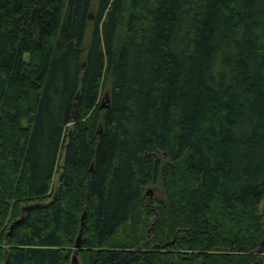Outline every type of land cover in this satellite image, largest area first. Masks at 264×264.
Instances as JSON below:
<instances>
[{
    "label": "trees",
    "instance_id": "16d2710c",
    "mask_svg": "<svg viewBox=\"0 0 264 264\" xmlns=\"http://www.w3.org/2000/svg\"><path fill=\"white\" fill-rule=\"evenodd\" d=\"M263 200L264 0H0V264H264Z\"/></svg>",
    "mask_w": 264,
    "mask_h": 264
},
{
    "label": "rangeland",
    "instance_id": "374dc122",
    "mask_svg": "<svg viewBox=\"0 0 264 264\" xmlns=\"http://www.w3.org/2000/svg\"><path fill=\"white\" fill-rule=\"evenodd\" d=\"M104 97L105 96H104V93H103L101 98H100L99 104L105 103L104 102L105 101ZM102 105H104V104H102ZM54 188H56V179H54V181H53V189ZM144 199H145V207H146V208H144L145 210L146 209L152 210V209H150L151 204L156 199L160 200V201H164V202L166 201V198L164 196V192H163V189H162V185L160 184V181H158L156 183V185L149 186V187L146 188ZM259 211H260V214H261V216L263 218V222H264V200L260 204ZM147 233H148V235H150V229L147 231Z\"/></svg>",
    "mask_w": 264,
    "mask_h": 264
},
{
    "label": "water",
    "instance_id": "95a60500",
    "mask_svg": "<svg viewBox=\"0 0 264 264\" xmlns=\"http://www.w3.org/2000/svg\"><path fill=\"white\" fill-rule=\"evenodd\" d=\"M89 20H93L92 16H89ZM105 103H106V101H105ZM105 103H104V104H105ZM102 108H104V105H102ZM72 119H73V120L75 119L74 115H73ZM28 210H29V208H25V209H24L25 212H27ZM83 220H84V215H83L82 218H81V226H83ZM21 222H22V220H19V221L15 222V223L10 227L9 232H8V234H7V237H9V236L11 235L13 229H14L16 226H18ZM80 250H81V231L79 232V235H78L77 240H76V242H75V246H74V251H75V252L73 253V255H72L71 259H70V263H71V264H79V261H78V251H80ZM256 253H257V254H261L260 251H257Z\"/></svg>",
    "mask_w": 264,
    "mask_h": 264
}]
</instances>
